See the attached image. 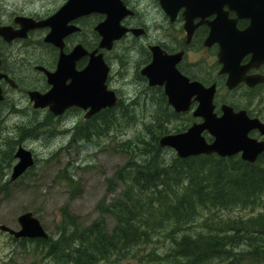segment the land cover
<instances>
[{
    "label": "trees",
    "instance_id": "16d2710c",
    "mask_svg": "<svg viewBox=\"0 0 264 264\" xmlns=\"http://www.w3.org/2000/svg\"><path fill=\"white\" fill-rule=\"evenodd\" d=\"M151 89L157 92L152 98L159 101L163 114L169 117L163 116L161 110L147 124V138L127 139L115 145L124 148L129 158L115 173V179L123 186L121 196L111 203L101 200L100 216L89 225H82L64 207L58 236L13 238L15 242H34L56 264H120L127 258L136 259L137 264H218L239 254L254 259L264 257V155L253 164L237 156L200 155L182 159L174 154L168 158L159 140L170 132L165 122L179 119V115L169 106L163 89ZM120 108L121 117L117 113ZM130 112L121 99L116 108L104 110L101 119L84 122L81 127L86 128L84 135L81 130L73 141L91 142L133 124ZM189 119L192 117L179 119L180 128L175 130L186 129ZM48 121L24 129L36 136L46 130ZM2 123L0 116V134L4 129ZM13 158L14 150L9 156L10 160ZM65 179L74 180L67 174ZM10 182L0 184V191ZM235 207L261 209L247 219L207 216L203 220V212ZM108 217L114 221L112 228ZM199 224L209 231L195 230ZM244 244L252 249L236 252Z\"/></svg>",
    "mask_w": 264,
    "mask_h": 264
},
{
    "label": "flooded vegetation",
    "instance_id": "af4514ba",
    "mask_svg": "<svg viewBox=\"0 0 264 264\" xmlns=\"http://www.w3.org/2000/svg\"><path fill=\"white\" fill-rule=\"evenodd\" d=\"M3 1V6L11 7L7 13L0 14V27L9 28L12 33H25V36H16L12 40L0 35V73L3 75L0 86L5 100L10 92H23L36 114H46L49 125L58 122L66 127L67 118L74 117L72 126L62 130L63 133L71 132L72 143L76 140L73 141V137L82 130L83 121L101 119L103 111L87 119L90 109L72 106L56 115L50 107L34 108L29 93L51 91L55 85L49 81L46 71L54 76L62 56L71 55L77 48H80L81 56L69 65L66 73L53 78L54 82L70 84L72 75L84 71L92 56H101L108 67L107 87L120 97L115 84L127 76L128 72L123 68L130 64L121 58L120 47L124 54L139 56L134 63L137 69L134 81L142 80L146 87L147 76L141 71L152 61L153 47H160L167 54H181L177 68L190 82H200L207 88L215 87L213 103L218 116L223 114L224 106H230L235 112L245 110L250 118H259L264 123V82L251 86L243 80L230 89L227 84L229 74L223 72L226 62L233 59L244 77H264V60H257L251 52L241 58L231 57L222 49L221 42L215 41L216 38H236L250 27L247 34L264 39V0H115L123 6L125 14H122L121 25L127 32L121 39L114 40L111 48L103 46V35L98 30L107 19L104 12L70 8L57 30L46 24L25 31L29 25L47 23L63 8L70 6L72 0ZM84 1L76 0L73 6L82 5ZM210 37L214 40L211 41ZM120 58L122 69L118 71ZM100 77L103 79V67L101 72L92 73V79ZM15 103L14 110H17L19 105ZM198 104L193 97L189 110L181 112L180 117H192L195 119L193 123L202 122V118L194 116ZM250 136L264 141L259 129L252 130ZM208 140L212 141V137ZM81 146L86 148L84 144Z\"/></svg>",
    "mask_w": 264,
    "mask_h": 264
},
{
    "label": "rangeland",
    "instance_id": "374dc122",
    "mask_svg": "<svg viewBox=\"0 0 264 264\" xmlns=\"http://www.w3.org/2000/svg\"><path fill=\"white\" fill-rule=\"evenodd\" d=\"M0 3V14L7 13L11 6H3V0H0ZM120 48L121 58L130 64L123 68V71L127 70V76L120 78L115 86L118 87L124 104L129 106L131 111L129 117H133L134 123L119 130L117 128L107 137L100 136L90 143L83 140L72 143V136L62 132L65 124L61 125L58 122L48 125L39 135H30L25 129L37 122L47 121L46 114L43 112L36 114L27 102L28 97L21 91L10 92L9 97L0 104V116L4 128L0 134V184L10 181L12 167L16 160L15 158L10 160L9 156L12 150L15 153L19 144L33 151L37 159L30 173L10 182L8 187L0 191V225H7L18 230L21 228L18 221L20 215L32 212L47 232L56 237L59 234L58 226L64 218L62 212L64 207L72 215L77 216L82 225H89L100 216L98 205L101 200L111 203L121 196L123 186L115 179V173L127 163L129 158L124 148H116L115 145L127 139L136 141L139 137L147 138V124L153 122L154 115L159 114L161 110L162 115H165L159 101L156 102L152 98L154 93L157 95V92L148 84L146 87L142 80L134 81L137 71L134 63L139 56L124 54V50ZM121 58L117 61L118 71L122 69ZM133 102H135L134 105ZM14 103L19 105L17 110H14ZM121 111V108L117 111L119 116ZM74 120V117L67 118L65 128H70ZM192 122L190 119L187 120L186 123H189L187 127H190ZM180 123L179 119H170L165 122V125L170 132H178L175 127L180 128ZM182 129L183 132L185 129L184 127ZM82 144L86 145V148L82 147ZM174 154L176 152L171 148H166L164 152L168 158ZM7 159L11 164L6 163ZM66 174L72 176L74 180L65 179ZM260 209V207L254 210L235 207L211 213L203 212V220L207 216L247 219L257 215ZM108 225L109 228L114 225L110 217H108ZM195 230L209 231L202 224L195 225ZM242 247L243 249L238 248L236 252L247 251L244 248L252 249L249 244H244ZM0 264L56 263L46 257L42 250L37 249L34 242L27 241L25 244H20L13 240L12 235L0 230ZM120 264H137V260L127 258L120 261ZM218 264H264V257L254 259L248 255L239 254Z\"/></svg>",
    "mask_w": 264,
    "mask_h": 264
},
{
    "label": "water",
    "instance_id": "95a60500",
    "mask_svg": "<svg viewBox=\"0 0 264 264\" xmlns=\"http://www.w3.org/2000/svg\"><path fill=\"white\" fill-rule=\"evenodd\" d=\"M76 0H72L70 6L63 8L55 16L50 18L47 23H37L29 25V28L37 26L51 25L54 31L57 30L64 16L70 8L85 9L86 11L99 10L107 14V19L98 30L103 35V46L111 48L114 40L121 39L126 34L127 29L121 25L123 6L115 0H85L73 6ZM53 31V32H54ZM251 27L241 32L236 38L215 39L221 42V47L228 52L231 57L241 58L243 54L253 53L257 60H264V39L253 38L248 32ZM0 35L12 40L16 36H25V33H12L9 28L0 27ZM210 40L214 39L210 37ZM152 61L142 69L141 73L147 76L149 85L164 86L168 96L169 104L177 113L189 110L192 98L198 101V107L194 110V116L202 118V122H195L188 130L179 133L165 134L160 138L161 147H169L176 151L178 157L185 159L199 155L217 154L221 157H231L241 153L242 159L249 163H255L264 154V141L251 137L250 132L259 129L264 136V123L259 118H250L245 110L235 112L230 106L223 107V114L218 116L215 112L213 103L215 87L207 88L200 82H190L183 76L177 68L181 60V54H167L160 47H153ZM81 56L80 48H77L71 55L62 56L58 72L52 76L46 71L49 81L54 83L51 91L42 93L30 91V100L34 103V108H48L56 115L62 114L67 108L78 106L85 110L90 109L86 117H91L103 109L114 107L118 104L119 98L116 92L109 90L106 84L108 67L101 56H92L90 64L82 72H75L72 75V82H54L53 78L66 73L69 65L74 64V60ZM231 61L226 62L223 72L229 74L228 86L235 88L243 80L251 86L258 82H264V77L246 78ZM230 64V65H229ZM103 67V79H92V73L101 72ZM3 75L0 73V79ZM5 99L3 90L0 86V102ZM207 131L213 138L209 142L204 136ZM17 159L11 173V181L19 179L25 172L35 165L33 152L20 145L15 153ZM21 228L16 230L7 225H0V230L7 232L16 239H48L49 233L42 225L40 220L32 212H26L18 218Z\"/></svg>",
    "mask_w": 264,
    "mask_h": 264
},
{
    "label": "bare ground",
    "instance_id": "6f19581e",
    "mask_svg": "<svg viewBox=\"0 0 264 264\" xmlns=\"http://www.w3.org/2000/svg\"><path fill=\"white\" fill-rule=\"evenodd\" d=\"M142 92V91H141ZM142 94V93H141ZM125 99V98H124ZM123 100V99H122ZM131 100V99H130ZM129 101V100H128ZM132 103V102H131ZM134 103L135 102H133V105H134ZM127 105V104H126ZM130 106H131V104H130ZM117 114V113H116ZM128 114V113H127ZM118 116V115H117ZM117 117H115V119H116ZM121 120V119H120ZM102 122V121H101ZM95 123H97V122H95ZM100 123V122H99ZM93 124V123H92ZM95 126V125H94ZM33 127V126H32ZM91 126H89V128H90ZM96 127V126H95ZM95 127H94V129H95ZM88 128V127H87ZM89 128H88V133H89ZM97 128V127H96ZM21 129V128H20ZM86 129V128H85ZM85 129H83L82 130V134H83V131H85ZM92 129H93V127H92ZM22 130V129H21ZM78 130V129H77ZM96 130H99V129H96ZM33 131V130H32ZM44 131V130H43ZM94 131V130H93ZM23 132V131H22ZM79 132H81V131H79ZM96 132V131H95ZM90 134V133H89ZM54 135H56V134H54ZM81 135V134H80ZM84 135V134H83ZM91 135V134H90ZM35 136V135H34ZM41 137V136H40ZM87 137H88V135H87ZM93 140V139H92ZM97 144V143H96ZM97 147V145L95 146V148ZM134 176V175H133ZM136 206V205H135ZM122 257V256H121ZM218 260V259H217Z\"/></svg>",
    "mask_w": 264,
    "mask_h": 264
}]
</instances>
